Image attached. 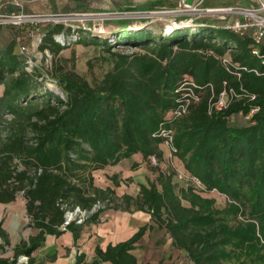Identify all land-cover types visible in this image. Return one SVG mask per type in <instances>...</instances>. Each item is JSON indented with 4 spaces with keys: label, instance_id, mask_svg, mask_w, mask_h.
<instances>
[{
    "label": "trees",
    "instance_id": "trees-1",
    "mask_svg": "<svg viewBox=\"0 0 264 264\" xmlns=\"http://www.w3.org/2000/svg\"><path fill=\"white\" fill-rule=\"evenodd\" d=\"M33 25L40 32L39 49L54 57L68 47L66 36L63 44L57 39L61 33H76V41L108 51L126 42L140 51L115 57L91 83L57 62L52 77L38 65L29 69L28 55L17 52L15 42L0 46V202L22 195L29 224L38 230L15 246L13 258L3 257L10 240L0 221V264H17L21 254L33 264V252L48 234L69 230L76 242L85 224L100 221L116 195L111 186L95 184L94 171L136 153L144 159L162 157L163 138L156 133L177 105L176 89L187 76L200 86V99L176 122L177 155L203 185L200 190H218L230 201L218 208L214 198L193 185L178 190L173 173L159 170L156 180L140 184L138 196L123 195L125 206H119L135 204L150 213L151 221L105 249L97 244L94 261L141 264L133 251L155 223L166 228L173 245L194 264H264V43L255 53L250 36L210 25L170 33L163 27L157 34L141 27L115 33L113 41L62 22ZM49 77L56 86L47 83ZM230 88L240 96L210 112L211 101ZM253 107L257 110L247 123L231 122ZM98 202L103 206L82 222L66 223L67 210H91ZM242 214L247 217L230 222ZM86 263L80 253L73 264Z\"/></svg>",
    "mask_w": 264,
    "mask_h": 264
},
{
    "label": "rangeland",
    "instance_id": "rangeland-1",
    "mask_svg": "<svg viewBox=\"0 0 264 264\" xmlns=\"http://www.w3.org/2000/svg\"><path fill=\"white\" fill-rule=\"evenodd\" d=\"M42 1L43 0H0V14H10L13 12H81V15L75 16L74 20L71 21L74 25H79V28H82L83 30H85L82 26V23L84 22L90 25L97 22H102L109 29L117 28L118 26H120L119 24L121 23L123 25L127 24L130 27L124 30L137 32L141 27L136 29L134 24H139L141 20H143L147 23H145V25H143L142 27H144L145 29L148 28L157 34L158 31H162L163 27L165 28V23L167 22L166 19L173 20L174 16L172 14L167 13L163 15L162 18H160L157 14H151V16L145 19L142 18V16H139V14L127 13V15L121 16V18L116 17L115 19L110 18L104 19L103 21L100 20V18H89V20L86 21V15L93 14V12H116L119 10L127 9L130 5L132 6L131 8H138L141 10H170L178 2V0H176L174 5L166 4V6H156V4L154 5L153 1L151 0H134V2L131 0H101L100 4H93L90 7L88 6L86 9H82L81 11H75L77 9H69L66 11L63 9L48 11L40 10V4ZM237 1L250 3L251 0H205L203 6L231 4ZM25 6H28L29 8H32L35 11L26 12L24 10ZM123 18H125V20H123ZM196 19V22H218L220 20L217 17L211 18L206 17L205 15H198ZM40 27H42V25L39 26V28ZM42 28L40 29V31H42ZM39 34V30L36 29V26H34L33 23H23L21 25H15L12 23L3 24L0 25V45L7 46L8 44L15 42V49L19 53H21V46L24 45L26 47L25 54L32 57L33 60L37 62L38 68L51 77V71L53 70L54 63L57 62L62 64L67 70H75L83 78H85L91 83L95 82L103 76L105 71L111 67L115 57H118L120 54H130L135 51H140V48L137 47V45L127 42L113 44L110 47V50L108 51L102 45L95 43H84L78 40L76 41L78 37L72 36L71 33H65L68 47L64 48L57 57H54L48 49H46L45 51L39 49L38 46L41 42V36ZM58 40L59 42H61V40L59 39V35ZM61 43L63 44V42ZM48 79H50V77ZM1 86L2 85H0V88ZM182 117H184V115L172 119L169 122V125L174 130L173 141L171 145L161 143L160 146L163 147V155L161 158L157 156V163H151L148 158L143 159L141 163L135 162L132 158H125L124 161H120L121 164H118L116 166L109 165L108 167H105L104 169L94 173L95 181L97 179L98 183L100 182V184L102 185L108 184L107 186H111L112 188H114L116 201L111 203V206L113 208L118 209L119 206H125V201L122 200L123 195L130 193L139 194L140 184H149L150 181L156 180L159 174V170H164L168 173H173L174 182L176 183L178 190L193 185L203 195L214 198L216 207L222 209L227 205V203L230 201V198L226 194L221 193L218 190H200L203 188L200 186L203 185H201V183H199L197 179L191 176V174L185 169V166L183 167V161L177 155L178 148L175 144V135L177 131L176 122L182 119ZM230 119L231 122L236 124H245L248 121L246 117H243L242 115L238 114L232 116ZM173 148H176L177 151L174 152ZM134 163H136V165H133ZM184 203L189 205V202L186 200H184ZM98 205L99 207H101L103 206V203L99 202ZM132 206L135 207V204H132L131 207ZM120 208L122 209V207ZM90 214V212L84 215L79 213L78 215H74L72 220L82 222ZM246 217L247 214L238 215L237 219L232 218L230 222L234 224L237 222L238 219H244ZM173 252H175V255H177V257L188 258V255L186 253L181 252L178 249L174 250Z\"/></svg>",
    "mask_w": 264,
    "mask_h": 264
},
{
    "label": "crops",
    "instance_id": "crops-1",
    "mask_svg": "<svg viewBox=\"0 0 264 264\" xmlns=\"http://www.w3.org/2000/svg\"><path fill=\"white\" fill-rule=\"evenodd\" d=\"M131 1L134 2V0ZM151 1L156 6H166V4L174 5L176 2V0ZM100 2L101 0H43L40 4V10L50 11L63 9L66 11L69 9H77L75 11H81L93 4H100ZM24 10L26 12L35 11L28 6H25ZM1 92L2 86L0 88V94ZM130 158L139 163L144 159L141 153H136ZM121 162L113 164V166L121 164ZM100 170L102 169L95 170L94 173ZM95 184L102 188H106L108 185L98 183L97 179ZM130 194L133 196L138 195L134 193ZM25 202L26 200L22 195H19L15 201L9 203L0 202V221L3 222V226L10 240V243L5 245V250L1 251V256L3 257L13 258L15 246L22 240H28L30 235H35L38 232L37 229L31 227L29 224ZM100 218L98 223L91 222L85 224L81 236L76 242L73 233L69 230L59 236L48 234L44 244L33 252V257L35 258L33 264H73L80 253L85 254L86 264H112L111 261H94L97 257L95 251L97 244H100L105 249L109 243L115 244L128 239L142 225L151 221L149 212L134 206L130 207V209H115L110 207L101 213ZM1 242H3L2 238H0ZM176 249L187 254L185 250L176 248L173 245L172 237L166 231V228L153 223L152 227L148 228L137 242V247L133 252L137 255L138 261L141 264H159L160 262L194 264L189 256L188 258L177 257L175 252H173ZM23 256L26 257L23 258ZM28 260L29 258L26 254H21L18 257L17 264H28Z\"/></svg>",
    "mask_w": 264,
    "mask_h": 264
},
{
    "label": "built area",
    "instance_id": "built-area-1",
    "mask_svg": "<svg viewBox=\"0 0 264 264\" xmlns=\"http://www.w3.org/2000/svg\"><path fill=\"white\" fill-rule=\"evenodd\" d=\"M205 0H178L177 8L171 12L174 14H195L200 11H205L210 15L218 17L223 21L221 25L207 24L214 27H223L230 29L239 35H248L252 38L253 51L258 53L259 45L264 43V0H251L250 3H244L242 1H237L231 4H219V5H210L203 7ZM81 12H71V13H11V14H0V25L3 24H23V23H58L62 22L66 25L72 26L73 30L79 28V25H74L71 20H74L75 16L81 15ZM86 15V14H83ZM105 12H93V14L86 15V19H97L104 20ZM102 22L94 23V27H88L86 22L82 23V26L85 30H92L98 35H106L108 39L114 40V34L108 33L103 27ZM206 25V24H202ZM180 28H192V27H183L176 26L172 28L165 27L167 33L174 31L175 29ZM196 28V27H193ZM74 33V37H75ZM61 35H59L60 38ZM58 39V35H57ZM38 45V44H37ZM26 47H21V52L25 53ZM230 58L224 56L222 60L225 63H229ZM264 61V60H263ZM34 65H38L37 62L33 60L32 57L28 55L27 58V68L31 69ZM246 69V67H244ZM257 73H260L259 70L254 69ZM261 73L264 74V71ZM240 75L239 72H237ZM50 86H56L55 80L50 79L47 82ZM53 86V87H54ZM200 86L192 78L187 76L185 80L179 85L176 89L179 92L180 96L176 99L177 105L167 113L166 120L163 121L160 125V128L157 135L163 138L162 143L171 145L173 141V128L169 125V122L172 119L181 117L188 113L190 105L192 102L200 99L199 94L196 89ZM245 92V91H244ZM245 96H249L251 99L255 97L254 94L244 93ZM235 96H240L233 88L229 90H223L216 100H212L209 106V111L220 110L225 108L230 103L231 99ZM257 110L256 107H253L249 110L248 113L240 112L239 114L243 117H246L248 120L251 119L253 113ZM174 152L177 151L176 148H173ZM151 163H157V156L151 155L149 157ZM195 178V177H194ZM197 179V178H195ZM198 180V179H197ZM199 183H201L198 180ZM202 185V184H201ZM203 187V186H200ZM80 221V220H78ZM26 256H23L25 258Z\"/></svg>",
    "mask_w": 264,
    "mask_h": 264
},
{
    "label": "water",
    "instance_id": "water-1",
    "mask_svg": "<svg viewBox=\"0 0 264 264\" xmlns=\"http://www.w3.org/2000/svg\"><path fill=\"white\" fill-rule=\"evenodd\" d=\"M132 6L128 7L127 9L124 10H119L116 12H105V17L104 19H115L116 17H120L121 16H125L127 15V13H133V14H139V16H142V18L147 19L149 16H151V14H157L160 18H162L163 15L170 13L174 16L173 20H169L166 19V26L168 28H172V27H176V26H183V27H199L202 24H213V25H221L223 23V21L220 19L218 22H210V21H197L196 22V18L198 15H205L206 17H213L215 18V16L210 15L209 13H206L205 11H200L198 13L195 14H174L171 11L174 10L175 8H177V4L175 6H173L170 10H141L138 8H131ZM206 7V6H203ZM218 18V17H217ZM219 19V18H218ZM89 19H86V21ZM123 20H125V18H123ZM145 23H147L146 21L144 22L143 20H141V22L139 24H134L135 28L138 29L140 27H142L143 25H145ZM103 27L106 29V31L108 33H117L119 31H123L124 29L129 28V25H123L122 23L119 24L120 26H118L117 28H113V29H109L107 28L104 24H102ZM88 27L93 28L94 24H87ZM132 26V25H131ZM61 37H63L65 39V35L61 34ZM24 46V45H23ZM22 47V46H21ZM99 203V202H98ZM95 204L94 207L91 210H87L84 209L82 210L81 207L77 206L75 209L71 210H67L65 213V218H66V223H69L72 219L74 215H78L79 213L81 214H86V213H93L98 207L99 205Z\"/></svg>",
    "mask_w": 264,
    "mask_h": 264
},
{
    "label": "bare ground",
    "instance_id": "bare-ground-1",
    "mask_svg": "<svg viewBox=\"0 0 264 264\" xmlns=\"http://www.w3.org/2000/svg\"><path fill=\"white\" fill-rule=\"evenodd\" d=\"M59 39H60L61 41H64V38H63V37H61V36H60V38H59Z\"/></svg>",
    "mask_w": 264,
    "mask_h": 264
}]
</instances>
